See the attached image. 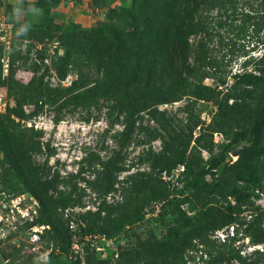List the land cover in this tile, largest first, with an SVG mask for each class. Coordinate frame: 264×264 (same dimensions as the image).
Wrapping results in <instances>:
<instances>
[{"label": "rangeland", "instance_id": "rangeland-1", "mask_svg": "<svg viewBox=\"0 0 264 264\" xmlns=\"http://www.w3.org/2000/svg\"><path fill=\"white\" fill-rule=\"evenodd\" d=\"M130 4L0 0V21L10 24L12 34L8 49L0 39V93L6 101L0 112V264H86L73 245L75 220L66 216L87 210L99 214L105 230L83 239L99 264H217L213 246L225 251L229 244L245 262L264 264V219L250 233L244 225L221 223L232 204L227 180L247 178L252 165H264V155L254 152L256 145L264 147V130L258 141L248 132L261 102L259 89L240 85L242 98L229 90L235 73L264 70V30L246 21V14L264 13V0H225L210 11L207 31L189 37V60L205 84L218 86V94L209 100L182 96L134 113L122 112L85 85L96 76L85 58L87 30L122 25L121 9ZM17 28L29 33L17 38ZM29 82L43 95L24 105L23 118L8 117L21 84ZM238 131L247 134L233 144ZM244 144L236 156L230 154ZM215 159L220 164L211 168ZM208 167V174L197 175ZM39 182L49 186L48 195L66 202L57 220L28 192L38 190ZM262 182L236 208L240 216L264 218V175ZM209 219L216 228H209Z\"/></svg>", "mask_w": 264, "mask_h": 264}, {"label": "trees", "instance_id": "trees-1", "mask_svg": "<svg viewBox=\"0 0 264 264\" xmlns=\"http://www.w3.org/2000/svg\"><path fill=\"white\" fill-rule=\"evenodd\" d=\"M224 4L225 0H131L130 6L121 9L123 14L119 15V20L122 25L117 26L119 23L117 21L99 25L86 32L90 41L89 49L85 52L86 63L89 67L93 66L96 73L95 77L90 76L85 81V85H89L88 91L103 100L117 104L122 112L131 113L145 109L149 104L169 102L182 96L212 99L219 93L218 86L205 84L202 71L189 60V56H192L189 37L207 31L210 11L222 8ZM246 21L255 29L264 30V13L246 14ZM64 58L66 61L70 60V56ZM76 83V80L72 81L70 88ZM224 83V80L219 81V84ZM240 85L259 89L261 102L252 115L248 130L258 141L264 130V70L235 73L229 88L235 98H242L239 92ZM21 87L20 97L9 109L8 117L13 115L23 118L24 105L33 97L43 95L41 88L32 82L21 84ZM75 97L77 94L73 96ZM246 134V131L236 132L233 144L244 139ZM254 152L256 156L264 155V147L256 145ZM178 161L183 162L181 155ZM219 164L220 160L215 159L211 168H216ZM211 168L201 169L197 175L204 176ZM263 175L264 165L254 164L250 167L247 178L227 180L232 204H228L227 213L221 223L233 222L244 225V232L250 233L255 221L259 223L263 221L264 218L260 214H250L247 219L246 215L240 216L236 210L252 197L255 190L263 188ZM0 179L4 180V177ZM217 179H220V176H217ZM48 190L49 186L46 183L39 182L38 190L31 189L28 192L38 195L43 206L46 204L49 206V214L54 221L57 220L58 209H64L66 202L59 196L48 195ZM66 218L70 221L75 220L77 237L73 238V243L81 248L84 262L99 264L101 260L95 259L90 252L91 244L89 242L83 244V239L88 235L105 233L99 214L95 215L90 210L80 214L70 212ZM38 223L43 224L41 221ZM207 223L211 229L217 227L215 219H209ZM32 225L33 223L29 227ZM231 239H235L234 233ZM257 242L258 240H254V243ZM185 245L179 249L180 253ZM228 246L225 251H219L213 246L214 253L210 252V255L215 263L227 264V261L232 259L241 264H262L257 260L245 262L233 246L230 244ZM82 258L79 257V263ZM129 260L136 262L135 252L130 253Z\"/></svg>", "mask_w": 264, "mask_h": 264}, {"label": "built area", "instance_id": "built-area-1", "mask_svg": "<svg viewBox=\"0 0 264 264\" xmlns=\"http://www.w3.org/2000/svg\"><path fill=\"white\" fill-rule=\"evenodd\" d=\"M0 31L2 32V34H0V39H2L4 43V47L8 49L10 47V42L12 39L10 24L0 21ZM5 109H6V101L4 96H2V94L0 93V112H3ZM33 229L35 230V228ZM73 245L76 247L78 246L76 243H73Z\"/></svg>", "mask_w": 264, "mask_h": 264}, {"label": "clouds", "instance_id": "clouds-1", "mask_svg": "<svg viewBox=\"0 0 264 264\" xmlns=\"http://www.w3.org/2000/svg\"><path fill=\"white\" fill-rule=\"evenodd\" d=\"M16 12H17V8H16L15 5H13L12 15L15 16L16 15ZM28 33H29V31L27 29H20V28H17L16 29V36H17V38H22V37L26 36Z\"/></svg>", "mask_w": 264, "mask_h": 264}, {"label": "water", "instance_id": "water-1", "mask_svg": "<svg viewBox=\"0 0 264 264\" xmlns=\"http://www.w3.org/2000/svg\"><path fill=\"white\" fill-rule=\"evenodd\" d=\"M247 147V144H244V145H240V146H237L235 147L232 151H231V155L232 156H236L238 154V152L243 149V148H246Z\"/></svg>", "mask_w": 264, "mask_h": 264}]
</instances>
